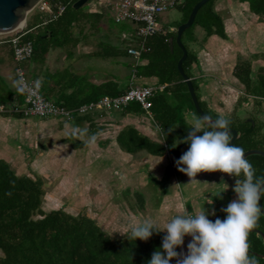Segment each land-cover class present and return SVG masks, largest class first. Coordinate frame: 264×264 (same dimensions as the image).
<instances>
[{
  "label": "trees",
  "instance_id": "1",
  "mask_svg": "<svg viewBox=\"0 0 264 264\" xmlns=\"http://www.w3.org/2000/svg\"><path fill=\"white\" fill-rule=\"evenodd\" d=\"M61 1L66 5L64 11L56 19L47 20L42 24L44 25L42 31L38 33L30 31L41 25L42 21L29 22L23 29L25 31L23 37L30 39L33 43V54L30 58L33 62L43 63L51 46H75L79 38L73 29L74 26H81L83 22L96 25L103 17V13L89 12L81 8L82 6L74 9L72 4L76 0ZM197 1L180 0L176 8L182 14L181 19L175 23V27L187 19L192 6ZM238 1L246 2L248 9L264 21V0ZM195 24L204 28L203 38L212 34L220 39L228 37L221 16L214 9V0H208L198 9L193 23L183 31L181 36L187 51L182 67L189 77H191L190 64L197 62V58L196 52L189 46L194 36L188 33L185 40L184 32L193 28ZM171 36H175V30H164L152 36L148 40L150 50L142 54L140 62L135 66L136 81H140L141 84L163 85V88L156 90L151 97L150 107L151 120L158 129L160 140H154L139 132L133 125H125L114 137L120 149L125 152L134 153L145 150L156 156L169 154L170 162L165 165L166 171H174L177 168L175 161L188 149V144L177 143L187 135L189 130L187 128L188 111L192 110L199 115L195 111L186 84L177 70L176 62L181 55V49L175 43H173V49H170L168 38ZM3 43L8 44V42ZM9 51L12 56L10 46ZM115 53L127 55L126 46L117 47L113 54ZM96 54L105 56L110 55L111 52L105 49L103 53ZM260 58L253 60V58L237 57L232 67V75L242 87V93L235 99V106L243 104L242 106L249 112L244 116L232 113L224 117L230 120V128L237 130V136L232 143L243 150L258 148L264 151V53ZM129 75L125 83L110 79L94 83L67 67L53 72L45 69L41 74L40 89L45 96L51 95L54 86L49 87L48 82L52 80L58 92L54 95V101L66 107H75L80 103L96 100L102 95H116L123 92L128 86ZM191 81L203 111L211 115L213 119L217 118L220 114L200 99L197 92L198 85L195 79L191 78ZM12 94H15L14 97L21 102V94L17 90L9 93L7 97L0 93V101L10 100ZM132 111L145 112L136 101H130L122 113ZM0 112L12 114L15 118L30 117L18 112ZM92 115L91 113L74 114L66 123L71 127L81 128V130L78 129L79 131L89 132L90 137L93 130L98 127ZM84 122L87 123V127L83 129ZM168 129L173 130L169 132ZM75 131L76 129H72L63 139L73 138ZM82 143L76 140L73 146L81 147ZM105 156H107L106 151L99 156L103 158V166L111 165L118 170L119 164L113 163L110 155L107 160ZM246 158L257 170V176L264 175L262 155L252 153ZM43 183L42 176L30 172H18L9 160L0 157V264H147L152 253L161 250L165 232L154 233L147 241L139 239L133 241L125 235H112L96 222L94 213L97 212L98 207L96 208L94 202L83 205L80 210L74 212L65 209L62 205L46 207L45 201H48V198ZM109 183L110 186L105 188H108L106 190L110 193L116 186L112 185L111 179ZM116 192L122 198L131 195L130 200L126 199V207L128 210H133L134 215L139 214V217H142L145 208L143 193L135 190L130 194L128 184L120 186ZM261 203L264 207V197L261 198ZM83 208H89L90 214L85 209L82 211ZM220 215L223 220L225 214L221 211ZM255 229L264 234V215L260 217L259 226ZM248 242L251 245L250 250L264 254V243L260 233L252 230L249 233ZM254 255L258 258V264H264V257ZM170 264H176V260L170 261Z\"/></svg>",
  "mask_w": 264,
  "mask_h": 264
},
{
  "label": "rangeland",
  "instance_id": "2",
  "mask_svg": "<svg viewBox=\"0 0 264 264\" xmlns=\"http://www.w3.org/2000/svg\"><path fill=\"white\" fill-rule=\"evenodd\" d=\"M216 1L218 5H221V0H214ZM88 5L89 3H86L81 8L88 11ZM102 13L104 15L96 24L97 26L90 25L88 22H83L81 26H74L73 29L79 38L75 46H51L43 63L31 60L27 62L25 69L30 79L41 81V74L45 69L52 72L68 65L69 70L79 73V76L86 75L90 80L97 81L106 77L105 75L126 80L131 72L130 63L127 62L129 59L125 55L113 54V52L117 47L125 44L124 40H120L119 34L121 32L127 34L132 30L128 23L120 22L119 24L111 20L107 12ZM251 13L255 17L256 14ZM181 14L176 7L162 12L159 21L162 23L163 30H175L173 24L181 19ZM47 17V12H39L36 7H33L26 13L22 28L24 29L29 22H40ZM249 17L248 14L246 19L243 18L236 23L237 34L232 35L230 26L227 25L230 32L225 40L221 39L215 43V37L211 36L204 44L200 42L192 44L197 51L198 60H200L199 57L207 58L206 62L200 60L198 66L201 68H198V73L208 80L209 85L202 97L210 107L220 109L223 115L234 113V115L244 116L249 112L242 106L243 104L235 106V99L242 93V87L232 75V67L237 57L256 60V58L261 59L264 53V21ZM43 26L38 25L30 31L38 33L42 31ZM9 32L1 34L9 35ZM188 33L199 40L204 37V28L195 24L193 28L184 32L185 40ZM103 47L110 50L111 54L89 55L96 52L101 54ZM67 48L71 50V55L67 54L69 51ZM13 65L15 66V62L9 51V45L0 42V93L6 83L16 89ZM192 66L195 65L192 64ZM119 112L120 110H112L101 114L91 113L95 125L99 127L93 130L90 136L92 139L89 137V132L79 131L81 130L79 127L76 128L73 138L63 139L70 132V128L67 125L62 126L60 123L63 124V122L57 119H39L36 116L26 119L12 117L0 119V157L9 160L18 172H30L44 178L43 186L48 198V201H45L46 207L62 205L65 209L74 212L80 210L83 205L94 202L96 208L98 207L97 212L94 213L96 222L112 235L121 236L128 230L130 223L141 218L151 217L163 227L173 216L181 214L186 208L195 214L203 206L209 213L215 212V215L208 216L210 219L217 217L222 219L221 209L236 198L232 191L235 184L233 176L218 171L201 172L195 177L200 183L188 184L189 178L185 174L177 171V168L174 171H166V162L160 161V158H148L145 150L132 155L127 165L124 161L128 159V156L120 154L123 157L119 156V160L123 163L116 162L122 163L119 164L118 170L111 165L103 166V158L99 156L104 151L107 152L106 160L109 159V155H116L113 147L117 149V146L112 137L119 129L118 126L133 125L139 127L138 131L150 138L159 137L155 123L151 122V116L148 113L144 112L139 114V117H134L135 114L122 116ZM188 113L192 115L194 112L190 110ZM85 127H87L86 122L82 124V128ZM76 140L83 142L81 147L73 146ZM104 142L107 143L104 144ZM110 179L112 185L116 187L109 193L106 190L108 188L105 187L110 186ZM126 184L129 185L130 194L137 190L145 197L142 217H139V214L134 215L133 210L127 209L126 199L130 200L131 195L127 198L117 195L116 189ZM225 184L228 188L223 191ZM220 191L223 192L217 195ZM88 209L86 208L85 211L90 214ZM190 240L191 237L185 236L183 245L176 251L186 253Z\"/></svg>",
  "mask_w": 264,
  "mask_h": 264
},
{
  "label": "clouds",
  "instance_id": "3",
  "mask_svg": "<svg viewBox=\"0 0 264 264\" xmlns=\"http://www.w3.org/2000/svg\"><path fill=\"white\" fill-rule=\"evenodd\" d=\"M18 91L23 92L24 88ZM230 123L223 115L213 119L209 114L193 113L187 119V135L177 142L188 144V149L175 161L177 171L189 178L188 184L200 183L195 177L201 172L218 171L235 177L232 191L236 198L221 209L225 218L208 219L215 212L209 213L202 206L195 214L186 208L163 227L151 217L135 220L122 234L129 240L147 241L154 233H166L161 250L154 251L147 264H170L174 259L176 264H258V258L250 252L248 237L264 215L260 205L264 175L257 176L243 148L232 143ZM227 188L225 184L223 191ZM185 236L191 237L187 251L177 252Z\"/></svg>",
  "mask_w": 264,
  "mask_h": 264
},
{
  "label": "built area",
  "instance_id": "4",
  "mask_svg": "<svg viewBox=\"0 0 264 264\" xmlns=\"http://www.w3.org/2000/svg\"><path fill=\"white\" fill-rule=\"evenodd\" d=\"M180 0H87L89 12H107L115 22H130L134 25V43L126 47V54L132 61V72L127 88L116 95H102L96 100L78 104L75 107H66L45 96L40 85L30 79L25 69L33 54V43L24 38L25 31L18 27L10 31L9 35L0 33V42H8L12 59L15 62L14 76L16 90L21 94V102L15 98L11 103H0V111L21 113L23 116L41 118H60L68 121L74 114L82 115L93 112H107L124 109L130 101H136L145 113H150L151 97L163 85L138 84L134 82L135 66L140 62L143 53L150 50L148 40L163 30L159 21L160 14L179 4ZM61 0H38L34 7L39 12H47V20L56 19L65 9ZM4 34V33H3ZM18 88H24L23 92Z\"/></svg>",
  "mask_w": 264,
  "mask_h": 264
},
{
  "label": "crops",
  "instance_id": "5",
  "mask_svg": "<svg viewBox=\"0 0 264 264\" xmlns=\"http://www.w3.org/2000/svg\"><path fill=\"white\" fill-rule=\"evenodd\" d=\"M214 9L216 10V12L221 16V18H222V20H223V23H224V27H225V32H226V34H227V36L229 35V32L230 31H228V29H227V25H229L230 27H229V29H231V34L232 35H234L235 33L237 34V31H236V28H235V25L237 26V24L236 23H238L239 21H241V20H243V18L244 19H246L245 17L249 14L250 15V17L249 18H251V17H253L252 15V13L250 12V10L248 9V5H247V3L246 2H241V1H238V0H221V5H218V3H217V1L216 2H214ZM221 10V11H220ZM102 13V12H101ZM104 15V14H103ZM106 15V14H105ZM108 16V15H107ZM112 18V17H111ZM110 18V19H111ZM253 18H255L256 20L257 19H259V17L257 16V15H255V17H253ZM260 20V19H259ZM234 21V22H233ZM251 21H253V19L251 20ZM124 23H128L127 25H129L130 27L129 28H131L130 30H132V31H128L127 29V34L126 33H124V32H121L119 35H120V40H124V46H128V45H131V44H133L134 43V25L132 24V23H130V22H124ZM162 24V23H161ZM175 24H173V26H174ZM164 26V25H163ZM170 28H171V25L169 26ZM168 27V28H169ZM176 28V27H175ZM167 30H169V29H167ZM126 32V31H125ZM234 32V33H233ZM211 36L213 37H215L214 38V41H215V43H218V41L219 40H221L218 36H216L215 34H212V35H210V36H208V37H205V38H201V39H197L196 38V36H194V40L193 41H191V42H189V46L192 48V50H194L195 51V49H194V47L192 46V44L193 43H196V42H200V44H204V42L207 40V39H209V38H211ZM216 38H218V39H216ZM217 40V41H216ZM223 40H225V39H223ZM207 45L208 44H206V48H208L207 47ZM120 47H123V46H120ZM201 49H203L202 47H200ZM206 48H204V49H206ZM67 50H69V48H67ZM104 50H105V48L103 47V50H102V52L101 53H103L104 52ZM196 53H197V51H195ZM48 53V52H47ZM97 53V52H96ZM96 53H90L89 55H96V56H98V54H96ZM199 53H201V52H199ZM205 53V52H204ZM207 53V52H206ZM67 54H69V55H71L72 53H71V50H69L68 51V53ZM208 55V54H207ZM125 57H128V55H125ZM198 56L196 55V58H197ZM128 59L129 60H127V62H129L130 63V66H131V68H132V65H131V63H132V61H131V58L130 57H128ZM199 59L201 60V61H205L206 62V60H207V58H206V56L205 57H199ZM200 60H198V58H197V62H194V63H191L190 64V67H189V71H190V73H191V78H193V79H195V81H196V83H197V85H198V88H197V92H198V94H199V97H200V99L201 100H203V101H205V99H203V97H202V95H203V92H207V86H209L208 85V80L207 79H205L202 75H200V73H198V70L199 69H201V68H199L198 66H199V62H201ZM192 64H194L195 66L193 67L192 66ZM14 66V65H13ZM68 68V65H65V67H63V68ZM199 68V69H198ZM62 69V68H61ZM56 70H58V69H56ZM53 72V71H52ZM131 72H132V70H131ZM131 72L129 73L130 75H129V79H128V83H129V80H130V77H131ZM77 74H79V73H77ZM106 77H104V78H102V79H100V80H97L96 81V79H93V80H91L92 82H94V83H99V82H101V81H104V80H108V79H110V80H114V81H118V82H124L125 83V81L126 80H119V79H117V77H109L108 75H105ZM84 77H86V75L84 76ZM15 78V77H14ZM89 79V78H88ZM31 80L32 81H34V82H36V83H38L39 85H40V88H41V84H42V78L40 79L41 81H39V79H32L31 78ZM90 80V79H89ZM134 82L135 83H137L136 82V77L134 78ZM138 84H141V83H138ZM48 85H49V87L50 86H54V89H53V91L51 92V95H47V96H49V98L51 97V99H53L54 100V95H56V93H58V92H56V90H57V86L54 84V82L52 81V80H49V82H48ZM16 89L15 88H13V87H11L8 83H6V86H5V88H3V90H2V92H1V95L2 96H5V97H7L8 95H9V93L11 94V92H13L14 93V91H15ZM41 90V89H40ZM15 95V94H14ZM14 95L12 94V95H10L11 96V99L10 100H6L5 102H3V101H0V103H9V102H11V101H13L14 99H15V97H14ZM205 103H206V101H205ZM206 105L209 107V108H211V109H213L215 112H217V113H219L220 115H223L224 113H222L221 112V110L219 109V110H217V109H214V108H212V107H210V105H208L207 103H206ZM218 108V107H217ZM123 110V109H122ZM122 110H120V112H119V114H121L122 116H128V115H132V114H135L134 115V117H139V114H144V113H139V112H136V111H132L131 113H122ZM189 112V111H188ZM149 115V114H148ZM149 116H151V115H149ZM223 116H227V115H223ZM7 117H12V118H15L14 116H12V114H5V113H2V112H0V119L2 120V119H5V118H7ZM191 117V115L189 114V118ZM47 119H56V118H47ZM58 120V119H57ZM59 121H62L63 122V124H62V126H68L70 129V131L73 129H76V127H71V126H69V124L68 123H66V121H64V120H59ZM151 122H152V120H151ZM119 127V129H117V131H116V133L122 128V127H124V126H118ZM136 127V126H135ZM137 129L139 128V127H136ZM156 128V130L158 131V129H157V127H155ZM144 134V133H143ZM116 135V134H115ZM115 135L112 137V139L114 140V143L116 144V146H117V149L115 148V147H113L114 148V153L116 154V155H112V157H111V155H110V157L112 158V160H113V163H116V162H119V161H122V160H119L120 158H119V156H122L123 157V155H120V154H125V155H127L128 156V159L126 160V161H124V163L127 165L128 164V162H130V158L132 157V155H136L137 153H140V151H142V150H139V151H137V152H134V153H129V152H125V151H122L121 149H120V147L118 146V143L115 141ZM146 135V134H145ZM152 139H154V140H157V141H159L160 140V136L158 137V138H152ZM4 142V141H3ZM105 143H107V142H104V144ZM1 144V143H0ZM146 152V151H145ZM147 153V152H146ZM161 158L162 157V160H163V162L165 161L166 163H167V160H168V158H170V155L169 154H167V153H165V154H163V155H158V156H156V155H151V154H149L148 153V158ZM145 162V161H144ZM149 162H151V161H149ZM122 163H123V161H122ZM122 163H119V164H122ZM153 163H156L155 161H153ZM117 164V163H116Z\"/></svg>",
  "mask_w": 264,
  "mask_h": 264
},
{
  "label": "water",
  "instance_id": "6",
  "mask_svg": "<svg viewBox=\"0 0 264 264\" xmlns=\"http://www.w3.org/2000/svg\"><path fill=\"white\" fill-rule=\"evenodd\" d=\"M37 1L38 0H0V33L12 31L18 28L20 24H22L20 27H23L25 24L26 13L34 7ZM86 1L87 0H76L73 2L72 7L74 9H77L84 5ZM207 1L208 0H198L197 2H195L188 14L187 19L176 26L175 36H171L168 38L169 47L171 50L173 49V43L177 44L181 49V55L176 62L177 70L180 76L182 77V80L186 84L187 91L190 95L195 111L199 115H204L206 113L203 111L199 104L196 92L194 90V86L191 81V77L188 76V74L184 71L182 67V62L187 56V51L181 41V36L183 34V31L193 23L198 9ZM230 130L232 133L233 142L237 136V130L234 128H230ZM244 152L245 156H247L248 154L257 153L264 157V151L258 148H250L244 150ZM260 205L261 207H263L261 201ZM253 231H256L261 234L264 243V234L258 229H253ZM250 252L258 256L264 257V254H259L252 250H250Z\"/></svg>",
  "mask_w": 264,
  "mask_h": 264
},
{
  "label": "bare ground",
  "instance_id": "7",
  "mask_svg": "<svg viewBox=\"0 0 264 264\" xmlns=\"http://www.w3.org/2000/svg\"><path fill=\"white\" fill-rule=\"evenodd\" d=\"M22 24H20L18 27H20Z\"/></svg>",
  "mask_w": 264,
  "mask_h": 264
}]
</instances>
